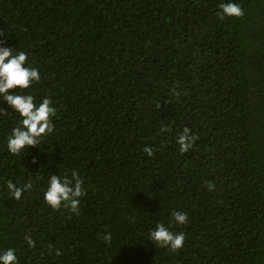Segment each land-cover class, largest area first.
Wrapping results in <instances>:
<instances>
[{
  "label": "trees",
  "instance_id": "1",
  "mask_svg": "<svg viewBox=\"0 0 264 264\" xmlns=\"http://www.w3.org/2000/svg\"><path fill=\"white\" fill-rule=\"evenodd\" d=\"M225 2L0 0V47L41 77L10 93L57 109L13 154L21 118L0 97V251L20 264H264V0H235L243 15L221 20ZM185 127L197 139L182 153ZM72 173L78 209L52 208L51 177ZM161 222L181 249L149 239Z\"/></svg>",
  "mask_w": 264,
  "mask_h": 264
},
{
  "label": "clouds",
  "instance_id": "2",
  "mask_svg": "<svg viewBox=\"0 0 264 264\" xmlns=\"http://www.w3.org/2000/svg\"><path fill=\"white\" fill-rule=\"evenodd\" d=\"M218 16L221 20L225 17H240L243 10L235 0H227L219 5ZM28 56L24 51L14 52L13 47H0V97H3L7 103L15 109L21 120L20 125L13 129L11 137L7 138V148L13 153H19L26 147L37 143L38 138L50 133L53 130L52 120L55 117L57 109L53 102L45 97L39 104L34 101L33 95L12 94L9 90L14 88L28 89L34 81H40L38 69L27 66ZM197 137L190 134V129L185 127L182 134L177 139L180 152H187L193 147ZM149 156L152 155V149L146 148ZM73 181H75L73 185ZM7 190L13 198L19 200L22 195V189L9 180ZM84 195L83 181L78 178L76 173H72V180L52 176L47 190L44 192L45 202L52 208L69 206L71 210L76 211L80 204V198ZM172 219L174 223L184 225L188 222L187 214L183 212H174ZM163 222L158 223L150 231L149 239L161 247H168L175 251L181 249L184 244V233H174L169 230ZM30 246L33 245L31 238H26ZM110 239V237H105ZM0 264H20L16 255V250L9 248L0 251Z\"/></svg>",
  "mask_w": 264,
  "mask_h": 264
}]
</instances>
